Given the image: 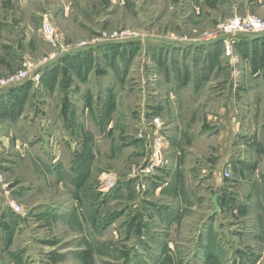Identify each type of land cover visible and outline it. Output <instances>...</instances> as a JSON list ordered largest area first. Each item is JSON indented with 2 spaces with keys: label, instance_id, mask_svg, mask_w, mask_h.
I'll return each instance as SVG.
<instances>
[{
  "label": "rangeland",
  "instance_id": "374dc122",
  "mask_svg": "<svg viewBox=\"0 0 264 264\" xmlns=\"http://www.w3.org/2000/svg\"><path fill=\"white\" fill-rule=\"evenodd\" d=\"M235 1L0 0V81L41 73L0 94V264H264V133L242 173L212 157L222 139L180 144L175 123L194 101L179 74L226 54L167 38L264 18Z\"/></svg>",
  "mask_w": 264,
  "mask_h": 264
},
{
  "label": "crops",
  "instance_id": "0c3cea01",
  "mask_svg": "<svg viewBox=\"0 0 264 264\" xmlns=\"http://www.w3.org/2000/svg\"><path fill=\"white\" fill-rule=\"evenodd\" d=\"M233 3L230 7L232 14L242 7V0ZM255 5L264 6V0H256ZM246 13H250L249 9ZM212 44L214 46L218 41L209 43V48ZM219 44L223 45L222 42ZM224 59L225 67L221 69L186 70L179 74V85L184 92L192 91L194 101L188 102L190 108L186 111L182 104H175L178 142L185 141V133L194 143L219 137L224 141V148L217 154L213 152L212 157L219 156L224 164H235L242 173H257L261 168L255 163L257 155L251 148L264 133V35L239 36L233 56L225 55ZM216 88L220 91L217 92ZM190 110L192 112L188 113ZM196 126L200 128L198 131ZM247 153L249 157L244 159ZM240 157L242 163L237 162ZM208 165L210 169L213 167L211 161ZM243 184L252 190L263 188L259 181H245Z\"/></svg>",
  "mask_w": 264,
  "mask_h": 264
},
{
  "label": "built area",
  "instance_id": "2783aa9c",
  "mask_svg": "<svg viewBox=\"0 0 264 264\" xmlns=\"http://www.w3.org/2000/svg\"><path fill=\"white\" fill-rule=\"evenodd\" d=\"M243 34L251 35H264V18L257 16H249L246 18L240 16H234L233 18L221 23L218 27V32L212 34H206L200 39L190 40L186 37H175L169 39V41L179 44L185 43H198L204 44L206 42H215L221 40L224 44L225 54L228 57H232L234 54L235 45L239 41V36ZM87 44H82L76 49L84 48ZM41 78V73H33V71L28 68L21 70L20 72L11 75L10 77L4 78L0 81V94L5 93L6 90L22 85L28 80H39ZM153 123L161 128L163 126L162 120L159 117L154 118ZM162 154L160 149L156 151L151 162H154V165L161 163ZM224 176L230 178L231 174L229 171H225ZM16 212H21L20 206L13 205Z\"/></svg>",
  "mask_w": 264,
  "mask_h": 264
},
{
  "label": "water",
  "instance_id": "95a60500",
  "mask_svg": "<svg viewBox=\"0 0 264 264\" xmlns=\"http://www.w3.org/2000/svg\"><path fill=\"white\" fill-rule=\"evenodd\" d=\"M218 195L217 194H215L214 196H213V203H214V205H215V213H217V212H219L220 211V206H219V204H218Z\"/></svg>",
  "mask_w": 264,
  "mask_h": 264
},
{
  "label": "trees",
  "instance_id": "16d2710c",
  "mask_svg": "<svg viewBox=\"0 0 264 264\" xmlns=\"http://www.w3.org/2000/svg\"><path fill=\"white\" fill-rule=\"evenodd\" d=\"M218 42L221 43L222 41L219 40ZM17 87H20V86H17ZM17 87H14V88L8 89V90H6V92H7V91H12V90H14V89H17Z\"/></svg>",
  "mask_w": 264,
  "mask_h": 264
}]
</instances>
